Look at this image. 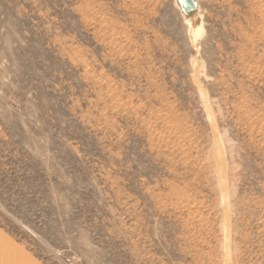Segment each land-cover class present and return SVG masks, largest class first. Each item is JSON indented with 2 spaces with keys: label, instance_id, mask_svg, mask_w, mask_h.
<instances>
[{
  "label": "rangeland",
  "instance_id": "1",
  "mask_svg": "<svg viewBox=\"0 0 264 264\" xmlns=\"http://www.w3.org/2000/svg\"><path fill=\"white\" fill-rule=\"evenodd\" d=\"M0 264H264V0H0Z\"/></svg>",
  "mask_w": 264,
  "mask_h": 264
},
{
  "label": "water",
  "instance_id": "2",
  "mask_svg": "<svg viewBox=\"0 0 264 264\" xmlns=\"http://www.w3.org/2000/svg\"><path fill=\"white\" fill-rule=\"evenodd\" d=\"M181 4L182 11L184 13L188 12V9L191 7L193 4V0H179Z\"/></svg>",
  "mask_w": 264,
  "mask_h": 264
},
{
  "label": "bare ground",
  "instance_id": "3",
  "mask_svg": "<svg viewBox=\"0 0 264 264\" xmlns=\"http://www.w3.org/2000/svg\"><path fill=\"white\" fill-rule=\"evenodd\" d=\"M254 126H252V128H253Z\"/></svg>",
  "mask_w": 264,
  "mask_h": 264
}]
</instances>
